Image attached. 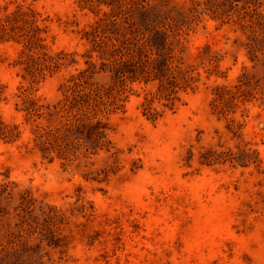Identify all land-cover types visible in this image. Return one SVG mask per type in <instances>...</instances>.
<instances>
[{
    "label": "rangeland",
    "instance_id": "374dc122",
    "mask_svg": "<svg viewBox=\"0 0 264 264\" xmlns=\"http://www.w3.org/2000/svg\"><path fill=\"white\" fill-rule=\"evenodd\" d=\"M11 1L39 12L48 52L75 60L35 87L42 103L54 104L86 67L108 83L84 38L95 31L104 43L130 25L179 28L175 57L199 75L154 120L140 106L152 86L129 84L107 119L113 155L48 161L23 145L29 124L11 96L26 85L12 66L18 45L0 44V122L20 130L16 142L0 140V264H264V0ZM241 75L250 100L214 110L213 87ZM244 143L260 163L238 152Z\"/></svg>",
    "mask_w": 264,
    "mask_h": 264
},
{
    "label": "trees",
    "instance_id": "16d2710c",
    "mask_svg": "<svg viewBox=\"0 0 264 264\" xmlns=\"http://www.w3.org/2000/svg\"><path fill=\"white\" fill-rule=\"evenodd\" d=\"M81 8L104 4L112 7L113 0H80ZM14 3V4H13ZM13 4V5H12ZM40 14L29 6L11 0H0V44L16 43L17 56L12 66L17 75L26 82L16 86L11 94L14 109L21 112L30 135L24 146L30 144L40 157L52 161L57 158L68 161L77 157L87 158L99 152L110 153L113 145L107 138L108 116L121 110L127 100L125 92L129 84H150L152 90L144 92L142 114L152 120L161 116L164 109L172 110L179 92L193 90L198 73L193 67H182L175 57V47L181 42L177 30L164 23L146 22L138 27L130 25L126 32L105 35L106 42L84 38L93 44V51L100 60L97 73H103L108 83L99 85L91 80L89 67L70 74L60 86V97L54 104H46L34 95L35 87L63 65L75 62L71 53L46 49L45 25L39 24ZM144 30V32H142ZM175 33V34H174ZM87 65L93 63L84 60ZM212 63V61H210ZM243 75L231 87L214 86L212 106L224 113L238 102L249 101V95L241 91ZM264 94V83L261 85ZM0 101H6L5 86L0 83ZM154 101L161 110L155 109ZM264 104V100L262 101ZM19 124L0 122V140L14 143L20 138ZM246 143L238 152L247 162H261L258 152L246 149Z\"/></svg>",
    "mask_w": 264,
    "mask_h": 264
}]
</instances>
